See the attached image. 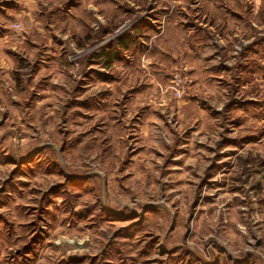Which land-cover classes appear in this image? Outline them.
Returning a JSON list of instances; mask_svg holds the SVG:
<instances>
[{
    "label": "rangeland",
    "instance_id": "obj_1",
    "mask_svg": "<svg viewBox=\"0 0 264 264\" xmlns=\"http://www.w3.org/2000/svg\"><path fill=\"white\" fill-rule=\"evenodd\" d=\"M0 12V264H264V0Z\"/></svg>",
    "mask_w": 264,
    "mask_h": 264
},
{
    "label": "crops",
    "instance_id": "obj_2",
    "mask_svg": "<svg viewBox=\"0 0 264 264\" xmlns=\"http://www.w3.org/2000/svg\"><path fill=\"white\" fill-rule=\"evenodd\" d=\"M4 1V3H6V1H8V0H3ZM6 8V4H3V9H5ZM5 11V10H4ZM24 12H21V16H22V14H23ZM0 14H3V16H6V12H0ZM19 16H20V13H19Z\"/></svg>",
    "mask_w": 264,
    "mask_h": 264
}]
</instances>
